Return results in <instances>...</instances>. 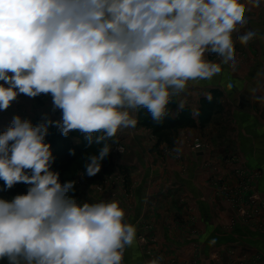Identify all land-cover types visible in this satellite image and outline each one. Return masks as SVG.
Returning <instances> with one entry per match:
<instances>
[{"label":"clouds","instance_id":"clouds-1","mask_svg":"<svg viewBox=\"0 0 264 264\" xmlns=\"http://www.w3.org/2000/svg\"><path fill=\"white\" fill-rule=\"evenodd\" d=\"M261 2L0 0V110L19 94H51L54 110L62 112L60 121L37 126L16 115L0 134L3 190L28 185L26 194L0 198V260L122 264L136 227L124 222L118 201L78 202L75 181L60 182L45 143L49 125L65 137L78 130L89 146L102 145L86 157V174L96 175L112 150L108 141L136 127L132 113L146 109L159 124L189 82L210 81L222 65L235 64L232 34ZM256 36L250 30L238 39L247 45ZM191 115L198 118L199 109Z\"/></svg>","mask_w":264,"mask_h":264},{"label":"rangeland","instance_id":"rangeland-1","mask_svg":"<svg viewBox=\"0 0 264 264\" xmlns=\"http://www.w3.org/2000/svg\"><path fill=\"white\" fill-rule=\"evenodd\" d=\"M250 15L254 13L251 11ZM260 15L264 16V12ZM243 34V30L232 34L235 62L247 49L238 39ZM253 39L258 40V36ZM259 55L261 57V52ZM207 58L215 62L220 59L214 54ZM213 87L214 84L208 85L205 81L189 82L183 100L197 109L200 95L213 94L217 89ZM220 92L219 106L212 119L205 126L180 128L173 145L165 140L159 142L151 128L137 122L135 128L120 130L113 138L116 143L112 147L111 173H106L103 179H90L83 171L76 176L78 202H119L125 213L124 222L136 227L134 243L143 250L146 264L157 257H163L161 264H264V247L259 244L264 236L252 235L246 228L264 232V190L258 186L261 171L246 165L247 156L240 148L238 127L233 118L234 105L225 90ZM256 109L264 116V99L258 101ZM16 115L32 125L39 117L52 121L62 119L61 110L53 108L51 94L34 98L19 94L7 110H0V128H8ZM132 115L138 121V112ZM138 151L146 158L147 165H143ZM202 155L196 183L209 199L208 213L201 211L196 196L176 175L178 170L189 176L191 163L199 161ZM141 183L142 196L139 198L136 192ZM24 188L27 190L28 185L24 184ZM18 194L0 191V198L11 200ZM138 203L141 205L139 212ZM206 215L215 217L217 224L212 231L219 237L207 248L206 239L200 240L209 235ZM237 223L245 231L231 234ZM167 230L171 231V236L166 234ZM230 237H235L236 241H230ZM125 253L126 249L122 264ZM4 262L8 264L6 258Z\"/></svg>","mask_w":264,"mask_h":264},{"label":"crops","instance_id":"crops-1","mask_svg":"<svg viewBox=\"0 0 264 264\" xmlns=\"http://www.w3.org/2000/svg\"><path fill=\"white\" fill-rule=\"evenodd\" d=\"M251 11L254 15H250ZM251 11H246V24L238 26V31L243 30L245 33L250 30L256 31L258 40H250L247 44L245 53L241 56L238 62H235L232 66L222 65V72L219 75L214 76L212 80L205 82L208 83V85L209 83L214 84L213 88H217L221 91L225 90L230 97L232 104L234 105L235 113H233V118L238 127V140H241L240 148L247 156L246 165L254 170L261 171L258 186L260 189L264 190V116L260 113L259 115L257 113L258 110L256 109L258 101L264 99V16L260 15V13L264 12V4H261L260 7L252 8ZM250 45L253 46V49ZM256 46L259 49V54L261 52V57L257 54ZM229 85H231V87H229ZM206 95L207 93L200 95V104L202 97ZM175 97L177 105L173 110L174 115H177L181 110L179 104L183 103L184 106H192L191 103L184 102L183 93ZM177 98H180L179 101ZM261 103H263V101ZM198 119L199 118H197V120ZM1 128H3V130L7 129L6 127ZM199 154H201V152ZM137 155L138 157H141L143 165H147L146 158L143 157L142 152L138 151ZM203 157L204 155L201 157L199 156V161L191 163L189 176L182 174L178 170H176V175L179 181L186 185L192 194L196 196V201L198 202L201 211L203 210V213H208L210 212V208L208 207L209 199L206 196V192H204L200 185L196 183V173ZM141 186H143V183L140 184V188L136 192L139 198L142 196V190L140 192ZM136 209L137 212L141 210L140 203H138ZM205 217L206 222L208 221L209 235H204L200 240L206 239L205 247L207 248L213 246V241L215 242L216 240H219V237L218 234L216 235L212 231L217 224L215 217L211 215H206ZM246 228L249 229L252 235L259 234L262 237L264 236V232L251 230L252 228L250 227ZM221 231L222 230H219L220 233ZM243 231H245V229L237 223L230 233L242 234ZM166 232L168 236H171V231L167 230ZM230 241L235 242V237H230ZM256 242L259 243L260 241L257 240ZM176 243L178 242L176 241ZM259 244L264 247V240ZM2 260H0V264H7L4 262V259ZM124 264H146L144 252L138 243H133L132 246L126 248Z\"/></svg>","mask_w":264,"mask_h":264},{"label":"trees","instance_id":"trees-1","mask_svg":"<svg viewBox=\"0 0 264 264\" xmlns=\"http://www.w3.org/2000/svg\"><path fill=\"white\" fill-rule=\"evenodd\" d=\"M213 99L209 102L206 97H202L201 104L198 107L200 111L199 119H193L191 111L192 106L185 105L177 115L173 114V110L177 105L176 97H173L168 104V114L164 117L163 121L159 124L155 123L150 113L146 109H140L138 111V124L151 128L154 134L159 138V142L167 141L171 146L174 143V137L180 128L187 126H205L213 117L219 106V97L221 92L219 89L213 90ZM44 118H37L33 121V126H37L40 123L45 122ZM5 130L0 128V134ZM114 140V139H113ZM113 140L108 143L113 147ZM45 143L51 145L52 155L55 157L52 164V171L59 173V180L63 184L67 181H75V191L73 195L75 198L79 195V187L76 181V176L80 171H83L85 176L90 179H103L104 175L112 172L114 165V159L112 150L109 155L102 161V169L94 176H88L85 171V162L88 155L98 154V149L102 145L93 143L88 145L85 139V134L72 130L67 137L61 134L58 127L49 125L48 133L45 136ZM74 153V154H72ZM5 183L0 180V191H14L16 194H26L27 190L24 188V183H17L11 189L3 190Z\"/></svg>","mask_w":264,"mask_h":264}]
</instances>
